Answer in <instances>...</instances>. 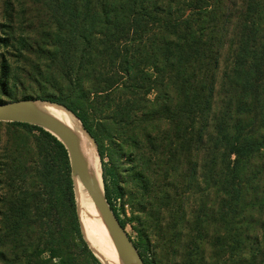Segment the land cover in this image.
Instances as JSON below:
<instances>
[{"label":"trees","instance_id":"16d2710c","mask_svg":"<svg viewBox=\"0 0 264 264\" xmlns=\"http://www.w3.org/2000/svg\"><path fill=\"white\" fill-rule=\"evenodd\" d=\"M19 2L24 21L0 23V104L81 121L145 264H264V0ZM3 129L0 264H112L82 232L65 146Z\"/></svg>","mask_w":264,"mask_h":264},{"label":"water","instance_id":"95a60500","mask_svg":"<svg viewBox=\"0 0 264 264\" xmlns=\"http://www.w3.org/2000/svg\"><path fill=\"white\" fill-rule=\"evenodd\" d=\"M42 103L55 105L72 113L64 106L56 103L39 100L12 101L0 104V123L29 124L39 127L56 137L68 151L75 190L76 179H78L84 185L99 208L122 263L134 264L135 262L137 264H145L138 249L134 245V242L130 238L126 229L122 227L120 221L108 203L105 189L103 188V191H100L95 188L87 162L82 155L78 139L68 127L47 114L41 107Z\"/></svg>","mask_w":264,"mask_h":264},{"label":"bare ground","instance_id":"6f19581e","mask_svg":"<svg viewBox=\"0 0 264 264\" xmlns=\"http://www.w3.org/2000/svg\"><path fill=\"white\" fill-rule=\"evenodd\" d=\"M41 107L47 114L57 119L74 133L78 139L82 155L87 162L95 188L103 191L102 188L104 187L102 185L101 171L99 169L95 147L86 134L87 131L83 129L84 127L82 126L80 120L72 113H69L61 107L47 103H42ZM75 196L77 197L80 225L83 233L87 237V240H89L90 235L94 233V230L100 233L104 231L103 228H101V224L105 228L108 240L106 239V241L102 243L99 241H96L95 244L91 243L93 249L101 257L112 264H123L99 208L89 195L84 185L78 179H76ZM134 264L137 263L134 262Z\"/></svg>","mask_w":264,"mask_h":264},{"label":"rangeland","instance_id":"374dc122","mask_svg":"<svg viewBox=\"0 0 264 264\" xmlns=\"http://www.w3.org/2000/svg\"><path fill=\"white\" fill-rule=\"evenodd\" d=\"M8 1L10 0H0V23H4L6 22L9 18V15L12 16V9L7 7L8 5L6 4ZM12 3H15V4H20V0H11ZM22 2V1H21ZM30 3V2H29ZM22 7V6H21ZM13 17L16 19L17 22L19 23H22L24 21V18L25 16L24 15H21V16H14ZM4 51H6V49L4 48V45L0 42V54L3 53ZM20 100V99H19ZM81 122V121H80ZM82 124V123H81ZM83 126V124H82ZM84 129V128H83ZM85 131V130H84ZM86 132V131H85ZM88 135V133H86ZM90 141L92 142L93 146L95 147V151H96V155H97V158H98V163H99V169L101 171V180H102V185L104 186V167L102 165V161H101V158L99 156V152H98V146L96 144V142L94 141V139L91 138L90 135H88ZM0 138H2V142H5L7 137H6V129H3L2 131H0ZM110 160V158L107 156L106 159H105V163H108ZM113 164L117 165V162H113ZM120 164V163H119ZM108 167L109 164H108ZM110 174H108V179L110 180ZM103 189V188H102ZM120 202H119V209H120ZM128 213H127V217L130 218L131 217V214H130V211L131 209L127 206L126 207ZM101 228H103V230L105 231V228L104 226L101 224ZM102 231V233L100 232H97L96 230H94V233H92L89 237V240H87V237L85 236L84 234V237L86 238V240L89 242V244L91 245V243L95 244L96 241H99V242H105L106 239L108 240L107 238V234H106V231L104 232ZM126 231L127 233L129 234V236L132 238V240L134 242H137L138 239H137V234L133 231V229L131 228V226H128L126 228ZM83 232V231H82ZM92 247V246H91ZM93 248V247H92ZM102 261V260H101Z\"/></svg>","mask_w":264,"mask_h":264}]
</instances>
